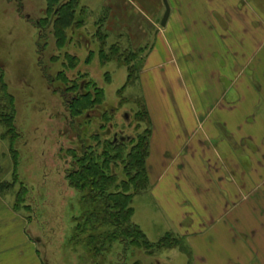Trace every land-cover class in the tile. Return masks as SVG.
Returning a JSON list of instances; mask_svg holds the SVG:
<instances>
[{"label": "rangeland", "instance_id": "obj_1", "mask_svg": "<svg viewBox=\"0 0 264 264\" xmlns=\"http://www.w3.org/2000/svg\"><path fill=\"white\" fill-rule=\"evenodd\" d=\"M168 2L178 5L180 0ZM46 6L47 0H0V67L16 100V127L22 136L16 143V176L9 143L0 138V181L15 182L0 193V264H230L227 253L232 248H254L249 232H264V205L256 195L264 191V170L252 171L255 149L251 142H246L244 152L236 147L235 157L228 158L222 152L225 131L221 126L212 127V121L201 126L217 95L208 86L210 61L188 57L190 44L165 41L160 26L163 1L80 0L79 8L86 10L85 26L71 31L66 49L54 52L60 57L54 64L48 61L53 57L49 47L40 52L44 41L37 24ZM105 17L103 26L99 20ZM99 27L107 35L104 44L94 39ZM77 38L87 43L80 47L75 44ZM88 42L93 57L87 63ZM114 44L139 56L134 83L125 89L127 65L117 57L104 63L98 52ZM201 49L206 55L207 43ZM64 51L80 58L79 67L68 70L67 78L79 79L78 74L86 72L83 78L105 91L104 103L116 110L114 131L119 136L134 139L145 129L151 130V138L159 130L170 134L172 123L182 136L180 142H169L180 147L179 153L168 149L179 163L188 165L167 168L171 159L165 156L166 145L154 142L150 184L132 200V222L150 242L157 243L170 233L178 245L149 255L144 249L116 243L103 256L93 257L83 242L75 241L77 219L85 211L84 192L69 186L65 166L66 159L67 167L70 163L67 149L75 148L76 133L71 132L62 101L50 90L46 77L53 78L63 69ZM254 104L246 96V115L255 113ZM144 111L146 118L137 117ZM192 111H198L199 122ZM242 117L236 116L235 121ZM4 131L0 125V136ZM244 235L250 236V242L244 243ZM201 257L206 262H200Z\"/></svg>", "mask_w": 264, "mask_h": 264}, {"label": "trees", "instance_id": "obj_2", "mask_svg": "<svg viewBox=\"0 0 264 264\" xmlns=\"http://www.w3.org/2000/svg\"><path fill=\"white\" fill-rule=\"evenodd\" d=\"M46 7L44 18L38 20L37 24L44 41L40 52H44L48 42L53 39L57 49L61 51L68 42L72 41L70 40L72 39L71 31L80 30L85 26L83 16L86 10L79 8L80 0H47ZM106 22L107 17L99 20L100 24H104L103 26ZM106 38L107 35L103 34L99 27L94 39L104 44ZM104 48L100 50L104 63L117 57L128 67L129 76L123 89L134 83V73L137 71L135 61L139 59L137 52L122 50L118 44L111 45L107 51ZM89 52L87 63L93 54L92 51ZM40 56L42 60L43 55ZM63 57L65 59L61 62L63 69L55 77L50 76L49 81L61 86L60 90L64 91L62 93L76 95L70 101L62 98L63 103L70 117L72 129L75 127L82 130L84 126L86 127L81 132L73 130V133L78 135V139L87 148L82 149L77 146L67 150L70 163L65 172L66 180L75 191L84 192L81 202L85 204V211L77 219L75 241L83 242L93 257L103 256L116 243H121L124 247L144 249L149 255L171 244L178 245L179 240L177 238L171 240L170 233L159 242L152 243L139 226L132 222L133 197L146 190L150 184L148 159L151 130L145 129L134 139L130 138L128 143L114 144L107 140V136H104L102 132L106 129L107 122L114 117L115 111L104 103L105 91L95 89L91 82H85L86 91L80 92L81 81L86 79L83 78L85 75L78 74L79 79L76 78L73 81L67 78V70L77 69L80 61L76 55L67 52ZM58 59L60 57L54 55L50 63H56ZM137 77L139 78L138 74ZM52 79L55 80L52 81ZM16 114L15 97L9 92L5 72L0 67V125L5 130L0 138L9 143L8 152L14 176L18 175L19 170V151H17L16 143L22 138L16 127ZM147 116V111L137 113V117L142 119ZM99 118L102 123L98 125L96 120ZM91 124H95L93 129L87 128ZM94 126H97L96 130ZM76 134L74 138H77ZM7 183H0V193L15 182Z\"/></svg>", "mask_w": 264, "mask_h": 264}, {"label": "crops", "instance_id": "obj_3", "mask_svg": "<svg viewBox=\"0 0 264 264\" xmlns=\"http://www.w3.org/2000/svg\"><path fill=\"white\" fill-rule=\"evenodd\" d=\"M170 7L171 13L167 24L161 27L164 29L161 33L165 41L171 38L175 44H190L191 53L187 54L188 57L196 61H210V66L207 64L208 86L213 94L217 95L208 107L205 119L199 118L198 111H192L196 122L201 120L203 126L204 122L212 121V127L221 126L225 131L222 152L228 158L235 157L233 151L236 147L237 150L242 149L244 152L246 142H251L255 149L252 171L262 172L264 170V0H180L178 5L171 4ZM206 43L207 52L204 55L205 52L201 47ZM246 96L255 102L253 108L255 113L245 114ZM236 116L243 117L236 122ZM248 118H251V122ZM172 124L170 134H167L168 130L153 132L150 150H154V142L166 145L164 147L166 154H164L171 159L167 168L182 169L188 164L179 163L178 156H172V151L168 149L171 147L175 152L178 151L180 147L169 142H180L182 138L174 130V123ZM247 129H251L250 132ZM206 137L210 140L207 132ZM194 139L195 136L190 137L189 142ZM193 146L196 147L195 144ZM234 163L238 162L234 160ZM153 168L149 157V174ZM226 171L232 173L229 167H226ZM261 183L258 188H262ZM238 188L241 189L240 183ZM256 195L262 200L260 204L264 205V191L261 193L256 191ZM244 199L247 200L245 197ZM261 225L264 226V223ZM249 234L255 239L254 241L251 239V245L255 243L254 248H232L227 253L230 264H264V232L251 231ZM244 237L245 244L250 242V236L244 235ZM199 261L204 263L206 259L201 257Z\"/></svg>", "mask_w": 264, "mask_h": 264}, {"label": "flooded vegetation", "instance_id": "obj_4", "mask_svg": "<svg viewBox=\"0 0 264 264\" xmlns=\"http://www.w3.org/2000/svg\"><path fill=\"white\" fill-rule=\"evenodd\" d=\"M83 43H87V41L85 40V39H83V40H81V38H77L76 39V42H75V44L76 45H79L80 47L83 45ZM89 43V42H88ZM91 44L92 43H89V47L87 48L86 47V49L88 50V51H91V48H90V46H91ZM48 47H49V49H51L52 51H50L49 49H48ZM66 47V46H65ZM46 49V51H47V49H48V51H49V53L50 54H52V56H54V52H56V51H59V49H57V47H56V44H55V42H53L52 40L50 41V42H48V46L45 48ZM64 49H66V48H64ZM63 49V50H64ZM100 48H99V56L101 57V54H100ZM67 51H64V55H65V53H66ZM67 53H69V52H67ZM70 54V53H69ZM63 55V56H64ZM77 55V54H76ZM59 56V55H58ZM91 57H93V54L91 55ZM90 57V58H91ZM79 58V57H78ZM88 58H89V54H88ZM87 58V59H88ZM63 59H64V57H63ZM80 59V58H79ZM48 61L49 62H52V60H51V58H49L48 59ZM90 62V61H89ZM52 64H54V63H52ZM79 70H81V69H79ZM60 71V70H59ZM68 71V70H67ZM83 75H86V72H83ZM79 76V75H78ZM46 77H47V81H48V85H49V88H50V90L53 92V93H56L57 94V96L60 98V100L62 101V105H63V107H64V109H65V106H64V103H63V99L62 98H66L67 99V101H70L74 96H76V95H71V94H68V93H66V94H64V93H62V91L63 90H60V88H61V86H58V85H56V84H52V83H50V81H49V75H46ZM75 79V78H74ZM74 79H72V78H70V80L71 81H73ZM55 79H52V81H54ZM85 82H89V81H86L85 79H83L82 81H81V86H80V89H79V91L80 92H85L86 90H85ZM92 83V82H91ZM93 84V83H92ZM64 92V91H63ZM107 106V105H106ZM108 107V106H107ZM112 111H115V115H114V117L112 118V120L111 121H108L107 122V126H106V129L105 130H103V132H102V134L105 136H107L106 137V139L107 140H109L110 142H112V143H114V144H118V143H128V141H130V137H126V136H119V134L120 133H118V132H115L114 131V129H116L117 128V126H116V122H115V118H116V110H115V108H113V107H111L110 108ZM65 114H66V117L64 116V118H65V120H67V119H69V123H70V117H69V115L67 114V111H66V109H65ZM64 114H62V116H63ZM89 115V114H88ZM90 116V115H89ZM96 120V119H95ZM98 123V125L99 124H101L102 123V120L99 118V120L97 119L96 120ZM96 124V125H97ZM93 125H95V124H91L90 126H88L87 128H89V127H91L92 129H93ZM64 128H66V126L64 127ZM74 128L75 127H73V129H72V127H71V123H70V130H71V132H73V130H74ZM85 126H84V128H82V130H80V128H76V130L78 131V132H81V131H83V130H85ZM96 128H97V126L95 127L94 126V130H96ZM62 134H65V130L64 131H62ZM66 136V135H65ZM66 138L68 139V137L66 136ZM69 140V139H68ZM76 143H75V148H77V146H80L82 149H86L87 148V146L86 145H84L82 142H81V140L80 139H78V135H77V138H74L73 139ZM70 141H72L71 139H70ZM83 144V145H82ZM68 150V149H67ZM67 157H68V154H67ZM67 159H66V166H65V172H66V170H67ZM68 182V181H67ZM68 184H69V182H68Z\"/></svg>", "mask_w": 264, "mask_h": 264}, {"label": "water", "instance_id": "obj_5", "mask_svg": "<svg viewBox=\"0 0 264 264\" xmlns=\"http://www.w3.org/2000/svg\"><path fill=\"white\" fill-rule=\"evenodd\" d=\"M162 1L165 7V12L161 21V27H165L171 13V7L168 0H162Z\"/></svg>", "mask_w": 264, "mask_h": 264}]
</instances>
